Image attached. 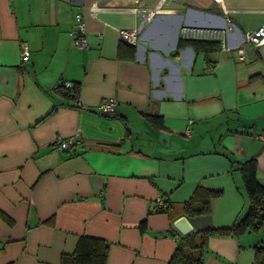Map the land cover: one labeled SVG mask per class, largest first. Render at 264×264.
<instances>
[{
  "label": "crops",
  "instance_id": "crops-1",
  "mask_svg": "<svg viewBox=\"0 0 264 264\" xmlns=\"http://www.w3.org/2000/svg\"><path fill=\"white\" fill-rule=\"evenodd\" d=\"M157 2L0 0V212L11 220L0 216V264H60L80 235L109 242L106 264H166L173 219L146 215L161 194L180 202L197 184L222 189L211 214L188 218L194 230L244 212L230 160L255 158L264 184V45L240 41L264 22V0H167L144 20ZM76 13L84 48L73 44ZM228 22L224 46L216 36L211 51H175L181 25ZM137 28L132 52L120 30ZM251 232L209 236L199 264H250L241 237Z\"/></svg>",
  "mask_w": 264,
  "mask_h": 264
},
{
  "label": "trees",
  "instance_id": "trees-1",
  "mask_svg": "<svg viewBox=\"0 0 264 264\" xmlns=\"http://www.w3.org/2000/svg\"><path fill=\"white\" fill-rule=\"evenodd\" d=\"M119 43V48L121 46ZM218 42L206 38H183L177 40L175 51L185 45L192 47L194 52L211 51L218 47ZM132 52H134L133 44ZM55 89H60L65 95L73 96L78 92V83L73 82L65 85V82H58ZM155 120V117H150ZM234 168H237L242 181V188L247 198V205L244 212L237 216L232 224L227 226L207 225L201 229H194L187 234H178L176 229L170 228L169 234L176 237L177 244L167 260L166 264H199L203 260V253L206 240L209 236H239L244 232L264 233V184L257 179V162L250 157L244 161L230 160ZM223 193L220 188H208L197 184L190 196L180 202H172L166 194L160 195L159 203L149 207L146 215L155 212H166L170 219L185 215L191 218L198 215H209L213 211V199ZM0 216L11 223L9 217L0 212ZM53 224L51 217L46 221ZM146 217L138 223L140 231H144ZM109 242L103 238L80 235L71 253H63L60 256V264H106ZM253 258L251 264H264V240L261 244L252 245Z\"/></svg>",
  "mask_w": 264,
  "mask_h": 264
},
{
  "label": "built area",
  "instance_id": "built-area-1",
  "mask_svg": "<svg viewBox=\"0 0 264 264\" xmlns=\"http://www.w3.org/2000/svg\"><path fill=\"white\" fill-rule=\"evenodd\" d=\"M167 0H158L156 7L150 10H143V17L144 20L151 19L152 16L158 14L159 10L161 9L162 3L166 2ZM141 11V10H140ZM76 20V29L72 32L73 33V44L79 48H84L87 45V40L85 37V27L84 22L82 20V15L80 13L75 14ZM235 28L233 23L228 22L227 28H209V27H201V26H191V25H181L180 27V34L183 38H216L220 42L222 41V45H225L224 34L227 30H231ZM139 28L133 31H126L120 30V34L129 40L132 44H136L138 40V33ZM240 41L242 43H249L251 46H260L264 45V22L261 23L257 28L253 30L244 31L241 34ZM238 46V44L236 45ZM20 60L21 62H27L29 60V47L26 42H22L20 44ZM71 83L65 82V85H70ZM114 100L112 98H103L100 102V106L103 111L109 112L114 109ZM76 142V139H61L59 141L58 146L62 149H71L72 145Z\"/></svg>",
  "mask_w": 264,
  "mask_h": 264
},
{
  "label": "rangeland",
  "instance_id": "rangeland-1",
  "mask_svg": "<svg viewBox=\"0 0 264 264\" xmlns=\"http://www.w3.org/2000/svg\"><path fill=\"white\" fill-rule=\"evenodd\" d=\"M246 239V241L243 239V237H241V244L243 246H245V249L249 252H252L253 253V248H252V245H258V244H261V242L264 240V233L262 231H259V232H251V233H248L247 235L244 236ZM250 245V246H247V245ZM251 262H252V258H251ZM250 262V264H251Z\"/></svg>",
  "mask_w": 264,
  "mask_h": 264
},
{
  "label": "water",
  "instance_id": "water-1",
  "mask_svg": "<svg viewBox=\"0 0 264 264\" xmlns=\"http://www.w3.org/2000/svg\"><path fill=\"white\" fill-rule=\"evenodd\" d=\"M173 225L181 234H187L192 230V225L185 215L175 218Z\"/></svg>",
  "mask_w": 264,
  "mask_h": 264
}]
</instances>
